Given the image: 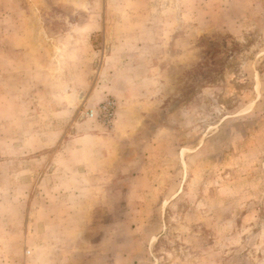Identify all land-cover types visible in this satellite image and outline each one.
<instances>
[{"label": "rangeland", "instance_id": "obj_1", "mask_svg": "<svg viewBox=\"0 0 264 264\" xmlns=\"http://www.w3.org/2000/svg\"><path fill=\"white\" fill-rule=\"evenodd\" d=\"M0 264H264V0H0Z\"/></svg>", "mask_w": 264, "mask_h": 264}]
</instances>
